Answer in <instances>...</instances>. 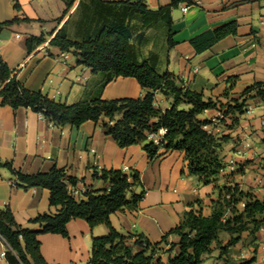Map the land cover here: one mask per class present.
<instances>
[{"label":"crops","instance_id":"obj_1","mask_svg":"<svg viewBox=\"0 0 264 264\" xmlns=\"http://www.w3.org/2000/svg\"><path fill=\"white\" fill-rule=\"evenodd\" d=\"M49 1V0H46ZM0 0V21L6 18L30 17L45 23L41 31L47 41L28 51L26 40L37 33L35 21L21 20L0 32V54L10 67L16 69L19 79L31 90H42L51 98L74 103L84 97L101 96L104 99L140 97L145 89L133 76H119L102 86L104 73L78 62L72 52L50 45V39L64 25L77 8L75 0L68 14L57 20L71 0ZM151 9L170 4L172 0H145ZM188 5L186 11L183 10ZM169 26L159 19L147 26L135 23L133 42L140 58L149 59L160 73L171 72L179 85L202 92L224 108L235 99L242 100L247 87L264 81V0H183L171 12ZM238 23V32L228 34L203 52H197L191 39L229 22ZM139 22V21H138ZM29 26L25 29V26ZM25 29V30H23ZM26 31V32H25ZM170 32L173 44L170 45ZM0 96V161H12L25 173L49 171L54 165L66 168L69 175L79 179L80 187H106L107 183L93 176L94 167L118 168L126 173L140 172L145 196L137 209L126 208L111 215L113 225L124 234L143 233L151 241L159 242L177 227L186 210L194 208L209 216L219 188L238 183L242 190L252 191L264 199V99L249 97L254 107L238 115V121L226 116L214 125V134L227 135L223 145V160L227 166L234 157L236 171L225 169L217 180L204 183L188 169L185 153L168 151L151 158L142 144L121 147L107 133L102 123L87 120L80 126H59L28 107L14 109L1 103ZM173 97L158 91L155 103L168 108ZM219 108L206 109L201 120L217 117ZM249 140L251 147L244 146ZM164 148L160 149L163 153ZM7 167H0V205L10 206L16 220L32 229H40L32 220L45 212H57L50 204V190L42 186L23 188ZM201 201V202H198ZM69 237L59 233H42V253L51 264H87L91 257L92 238L106 235V224L91 227L87 220L75 218L67 225ZM230 233L222 232L219 242L212 244V252L201 264H264V227L256 233L245 231L242 238L220 256V247L226 245ZM180 235L169 233L157 252L163 264L180 251ZM172 243L174 246L172 247ZM8 243L0 238V264L6 259Z\"/></svg>","mask_w":264,"mask_h":264},{"label":"trees","instance_id":"obj_2","mask_svg":"<svg viewBox=\"0 0 264 264\" xmlns=\"http://www.w3.org/2000/svg\"><path fill=\"white\" fill-rule=\"evenodd\" d=\"M74 1L66 2L63 14L57 20L68 14ZM180 1L183 0H172L170 4L151 9L145 0H79L75 11L49 41L62 51L72 52L78 62L91 67L94 72L104 73L102 86L119 76L135 77L145 89L142 96L114 99L97 96L84 97L74 103L61 102L42 90L27 88L19 79L17 70L10 67L0 54L1 103L15 110L31 108L59 126H80L87 120L100 122L121 147L142 144L151 158L168 151H182L192 175L204 183L215 182L226 167L222 152L228 137L217 136L205 129L209 120H201L198 115L206 109L219 108L225 116L230 115L237 122L238 115L246 110L249 97L264 99V81L247 87L242 100L235 99L224 108V104L206 99L202 92L179 85L173 73H160L149 59H141L133 42L135 23L147 26L163 19L170 26L171 12ZM14 6L21 9L19 0H15ZM21 20L30 21L32 18L15 16L0 21V32ZM237 32L238 23L232 21L192 38L191 42L197 52H203L228 34ZM171 35L170 32V45L174 43ZM46 41L44 33L30 35L26 40L28 51ZM158 91L173 97L170 107L156 105ZM162 127L167 131L161 143L156 144L149 139V133ZM161 148L165 149L163 153ZM2 166L11 170L20 187L49 188L50 204L59 208L57 212H45L34 218L32 221L39 222L41 228L32 229L16 220L10 206L0 205V236L8 243L6 259L10 264H51L42 253L39 235L51 232L69 237L67 225L75 218L87 220L91 227L106 224L109 228L106 235L92 238L91 257L87 264H163L157 252L162 250L160 245L167 242L169 233L181 237L180 251L170 258L169 264H201L205 255L212 252V244L219 242L222 232L230 233L231 238L220 247V256L228 253L230 246L242 238L243 232L254 234L264 227V199L252 191L242 190L235 183L219 188V198L214 201L211 215L206 216L192 207L184 212L177 227L165 234L161 241L153 242L143 233L124 234L112 223L113 213L126 208L137 209L145 196V190H135L136 186H143L138 170L129 174L123 169L94 167V178L105 181L107 186H89L86 197L77 198L71 194L70 185L76 186L79 179L69 175L64 167L54 165L49 171L25 173L12 161H0ZM242 201L244 207L240 205Z\"/></svg>","mask_w":264,"mask_h":264},{"label":"built area","instance_id":"obj_3","mask_svg":"<svg viewBox=\"0 0 264 264\" xmlns=\"http://www.w3.org/2000/svg\"><path fill=\"white\" fill-rule=\"evenodd\" d=\"M187 9H188V5L183 8L184 11H186ZM245 109H246L245 111H247L248 113H252L254 110V107L251 103H247ZM225 117L226 116H225L224 112L221 109H219L217 117L209 120V122L204 125V128L207 129L208 131L214 133V126H215L214 124L217 121H219L220 119H224ZM166 131H167V129L162 127L157 132H150L149 133V139L154 141L156 144H160L162 139H163V136L166 133ZM251 145H252V143L249 140L244 141V146L251 147ZM238 167H239L238 161L234 157H232V158H230L229 163L225 167V169L227 168V169H230L231 171H236L238 169ZM88 187L89 186L80 187L78 184L76 186L70 185V192L72 195H74L77 198H84V197H86V191L88 190ZM240 205H241V207H244L245 202L242 201L240 203ZM0 238H1V236H0Z\"/></svg>","mask_w":264,"mask_h":264},{"label":"rangeland","instance_id":"obj_4","mask_svg":"<svg viewBox=\"0 0 264 264\" xmlns=\"http://www.w3.org/2000/svg\"><path fill=\"white\" fill-rule=\"evenodd\" d=\"M45 1L46 0H39V3L40 4H45ZM53 1V0H52ZM47 3H50L51 1L49 0V1H46ZM136 18H140V16H138V15H136ZM6 19H12V17H10V18H6ZM31 21H35L34 23H35V27L37 28V33L39 34V33H43V32H45V31H41L42 30V28L41 27H43L44 25H45V23H41L40 21L41 20H36V19H32V20H30L29 22H31ZM27 27H29V26H25V29L27 28ZM25 29H23V30H25ZM26 32V31H25ZM95 236H100V235H95Z\"/></svg>","mask_w":264,"mask_h":264}]
</instances>
